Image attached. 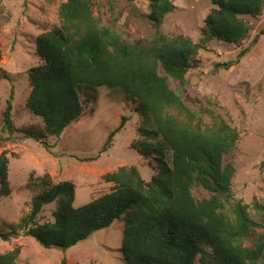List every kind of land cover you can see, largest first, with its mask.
Segmentation results:
<instances>
[{
  "label": "trees",
  "instance_id": "obj_1",
  "mask_svg": "<svg viewBox=\"0 0 264 264\" xmlns=\"http://www.w3.org/2000/svg\"><path fill=\"white\" fill-rule=\"evenodd\" d=\"M149 1L148 18L155 34L135 42L102 23L94 13L96 0L61 3V23L37 36L41 63L29 70L32 91L27 107L42 118L45 128L22 131L26 138L40 142L47 135L60 137L85 113L81 91L120 90L135 102L138 113L153 121V130L140 131L144 141L138 150L158 163V173L146 181L137 166H121L105 176L113 183L109 192L79 207L73 204V182L53 183L47 174L39 177L43 189L32 197L30 210L22 219L24 233L46 249L66 250L122 220L126 264H195L197 259L201 264H264V234L251 245L245 244L257 224L249 204L234 198L235 166L224 163L225 155L236 147L238 129L209 107H189L170 84V78L180 88L187 84V73L198 66L196 56L209 40L239 44L245 39L250 31L245 16L263 14L264 0H213L216 6L206 18L200 43L183 34L170 36L161 29L166 16L176 9L173 0ZM1 15L0 6V38ZM248 51L242 49L237 60L218 66L231 68ZM2 57L0 41V66ZM12 98L4 110V129L9 134L16 130ZM207 114L210 123L204 122ZM125 121L124 116L116 131ZM8 161L0 155L3 196L12 192ZM195 186L210 195L198 199L192 191ZM53 202L58 206L52 220L40 223L45 207ZM259 208L264 211V206ZM17 235L16 230L0 232L4 240ZM19 255L20 247L5 252L0 264H16ZM61 264H68L66 258Z\"/></svg>",
  "mask_w": 264,
  "mask_h": 264
},
{
  "label": "rangeland",
  "instance_id": "obj_2",
  "mask_svg": "<svg viewBox=\"0 0 264 264\" xmlns=\"http://www.w3.org/2000/svg\"><path fill=\"white\" fill-rule=\"evenodd\" d=\"M65 0H2L0 66V155L8 158V180L12 192L0 193V232L18 231L17 237H0V255L20 247L16 264H126L122 250L124 222L97 230L85 240L66 250L46 249L26 236L22 219L30 210L32 197L42 191L39 177L50 175L53 183L71 181L75 185L74 206L109 192L112 182L106 174L121 166H137L146 181L158 173V163L142 154L144 141L140 131L153 130L150 116L136 111V104L120 90L100 87L84 90L80 96L85 113L70 124L60 137L47 135L43 141L26 138L23 128L44 129L41 117L31 113L27 101L32 91L29 70L41 63L36 53L37 36L59 26V8ZM176 9L170 12L161 29L168 35L183 34L200 43L208 14L216 6L213 0H173ZM111 4L114 5L111 10ZM94 13L102 23L112 26L130 41L148 40L155 28L148 18L149 0H96ZM250 24L249 35L239 44L219 39L209 40L196 56L198 66L187 73V84L179 90L189 107H209L220 113L238 129L234 150L224 163L235 166L232 191L235 199L249 204V212L257 226L247 238L251 245L264 234V12L257 17L245 16ZM249 48L239 63L231 68L224 64L237 60L242 49ZM162 73V69H160ZM12 98L15 126L13 134L4 129V110ZM176 113V111H174ZM125 116L122 128L116 131ZM212 121L209 114L204 122ZM194 122H197L195 119ZM113 137L110 139L112 132ZM153 141V140H151ZM198 199L210 192L195 186ZM57 202L45 207L39 222L52 220ZM211 250L210 247L207 248ZM195 264H201L199 259Z\"/></svg>",
  "mask_w": 264,
  "mask_h": 264
}]
</instances>
